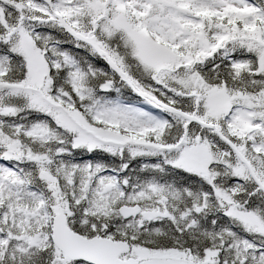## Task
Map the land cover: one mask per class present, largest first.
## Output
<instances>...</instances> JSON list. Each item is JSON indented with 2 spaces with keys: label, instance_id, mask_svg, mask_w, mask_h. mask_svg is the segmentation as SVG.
Wrapping results in <instances>:
<instances>
[{
  "label": "snow or ice",
  "instance_id": "1",
  "mask_svg": "<svg viewBox=\"0 0 264 264\" xmlns=\"http://www.w3.org/2000/svg\"><path fill=\"white\" fill-rule=\"evenodd\" d=\"M0 264H264V0H0Z\"/></svg>",
  "mask_w": 264,
  "mask_h": 264
}]
</instances>
